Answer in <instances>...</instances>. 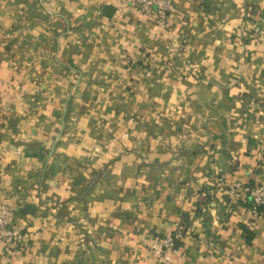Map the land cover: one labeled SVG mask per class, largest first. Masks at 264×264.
Segmentation results:
<instances>
[{
	"label": "crops",
	"instance_id": "1",
	"mask_svg": "<svg viewBox=\"0 0 264 264\" xmlns=\"http://www.w3.org/2000/svg\"><path fill=\"white\" fill-rule=\"evenodd\" d=\"M118 6L0 0V200L25 234L0 264H158L176 226L170 264H264V209L230 192L264 184V0H172L165 27ZM125 133L137 160L69 152Z\"/></svg>",
	"mask_w": 264,
	"mask_h": 264
},
{
	"label": "built area",
	"instance_id": "2",
	"mask_svg": "<svg viewBox=\"0 0 264 264\" xmlns=\"http://www.w3.org/2000/svg\"><path fill=\"white\" fill-rule=\"evenodd\" d=\"M117 12L128 11L133 14L155 13L161 27L167 25L166 19L172 5V0H118ZM230 192L234 196L243 194L250 203V212L255 218L261 209H264V184L245 185L235 183L230 186ZM184 235L183 228L176 226L167 236L154 240L149 245L150 252L154 255L158 264H170L171 254L178 241ZM25 241L23 234L13 222L11 207L0 200V246L11 253L22 249Z\"/></svg>",
	"mask_w": 264,
	"mask_h": 264
},
{
	"label": "rangeland",
	"instance_id": "3",
	"mask_svg": "<svg viewBox=\"0 0 264 264\" xmlns=\"http://www.w3.org/2000/svg\"><path fill=\"white\" fill-rule=\"evenodd\" d=\"M190 51L191 49L189 46H187V44L181 43L177 45V44L171 43L170 46L168 47L169 57L167 58V61L164 63L165 69H167V72L170 73L171 70H173V68L175 67L174 66L175 62L180 61V60L186 61L189 58V55L191 54ZM178 73H179L178 75H180L181 72L178 71ZM183 73H188V71L184 70ZM70 136L72 137L71 140L75 141V138H73L74 136L73 135H70ZM123 137L127 139L128 134L127 133L119 134V135L111 134L110 136H103V135L97 134V136L94 137L95 140L92 145H88V146H85L79 149L77 148V150H69V152L73 156H76L78 160H83L82 167L85 170L89 169L91 164L97 161L98 162L95 163L94 165L98 163L102 164V161L104 160H123L125 157L128 160H137V158L135 159V157L132 154H128L129 151L123 147L122 142L120 141ZM67 138H69V136ZM67 141L69 142V139H67ZM76 143H79L78 138H76ZM121 151H124V153H122ZM130 152H133V153L135 152V154H138L137 150L130 149ZM118 153H122V154H120V156H117L116 154ZM97 170H98V173H100V175L103 174V176L106 177V173H108V166L104 165L103 167H101L100 165V167H98ZM84 206L88 207V205L86 204H84ZM83 248H85V246H83ZM83 248H81L80 250H82V252H84L85 254L86 248L85 249ZM76 251L77 253L79 252L78 250ZM71 264H74V262H72Z\"/></svg>",
	"mask_w": 264,
	"mask_h": 264
},
{
	"label": "trees",
	"instance_id": "4",
	"mask_svg": "<svg viewBox=\"0 0 264 264\" xmlns=\"http://www.w3.org/2000/svg\"><path fill=\"white\" fill-rule=\"evenodd\" d=\"M179 242V241H178ZM177 244V243H176ZM176 246V245H175Z\"/></svg>",
	"mask_w": 264,
	"mask_h": 264
}]
</instances>
